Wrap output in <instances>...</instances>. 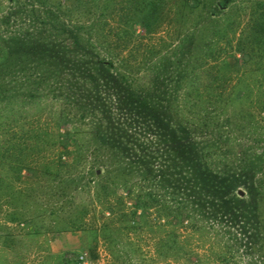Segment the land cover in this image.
Segmentation results:
<instances>
[{
    "label": "trees",
    "instance_id": "trees-1",
    "mask_svg": "<svg viewBox=\"0 0 264 264\" xmlns=\"http://www.w3.org/2000/svg\"><path fill=\"white\" fill-rule=\"evenodd\" d=\"M163 1L138 0L137 7L155 9ZM229 3L230 0H186L185 6L196 8L203 4L209 8V14H215L214 8L222 11ZM261 17L254 26L256 31L264 30V16ZM59 29L54 22L44 20L32 38L1 37L0 159L7 158V164L17 174L25 170L29 178L34 166L30 164L33 158H24L27 139L36 138L43 144L41 148L50 144L46 142L50 135L47 129L39 127L37 132L30 120H23L22 112H27L29 101H36L30 111L43 107L45 100L60 102L62 109L56 113V128L68 124L71 107L78 120L93 124L91 137L96 144L89 145L94 159L92 167L105 166L106 176L108 164L117 167L118 177L108 176L111 184L105 175L100 178L101 174L97 181V198L104 204L101 214L105 217L108 211L111 216L108 220L102 218L99 227L88 229L83 222L88 210L84 209L60 230L104 235L110 231L111 223H119L128 232L136 228L133 224L146 223L153 208L169 224L165 238L155 240L157 260L165 256L189 259L192 255L182 247L180 241L184 240L176 228L185 227L187 237L197 233L199 238L207 236V227L226 223L229 228L236 227L245 240L241 241L229 228L220 234L214 230L211 237L217 239V264H239L236 258L242 257L246 260L241 264H264V166L257 170H242L243 164L237 169L221 167L240 141L233 133L241 129L232 121L234 96L226 91L231 77L222 71L230 69V64L218 59L208 61L210 53L228 46L227 40L223 44L218 41L225 34L215 30L211 40L200 44L190 40L182 71H178L181 43L165 52L158 63H147L142 73L138 71L142 65L135 63L140 65L136 70L132 67L135 64L129 62L130 55L117 62L100 57L95 51L97 47L89 40H80L73 29L64 31L73 40H59ZM42 98L45 100L41 101ZM79 134L76 128L61 134L60 165L69 164L71 155L81 157L84 144L79 141ZM72 138L74 141L70 142ZM62 155L67 159L62 160ZM59 161L42 162V173L52 178L58 175ZM61 182L68 188L73 183L79 186L68 175ZM241 185L248 189L249 197L238 193ZM118 189L132 200L131 209L125 210L121 195L116 197L115 205L108 202L107 198L116 196ZM249 199H258L257 204L250 206ZM16 219L13 214L9 217L10 221ZM31 231L36 233L39 228ZM124 234L128 239V234ZM64 258L62 264L71 262ZM200 259L197 255L193 260L197 263ZM127 263L133 264L131 258Z\"/></svg>",
    "mask_w": 264,
    "mask_h": 264
},
{
    "label": "rangeland",
    "instance_id": "rangeland-1",
    "mask_svg": "<svg viewBox=\"0 0 264 264\" xmlns=\"http://www.w3.org/2000/svg\"><path fill=\"white\" fill-rule=\"evenodd\" d=\"M185 1L164 0L155 9L145 7L139 10L142 6L137 7L138 0H0V40L5 36L9 40L32 38L37 35L34 33L41 28L43 21L50 20L58 29L62 26L67 30L73 29L80 40L92 42L100 57L117 62L130 55L129 62L142 65L138 71L143 73L147 63H158L165 52L182 43L178 51L180 71L187 58L186 49L190 40L200 44L211 40L212 32L219 30L225 35L221 34V39L217 40L221 44L227 40L229 44L218 50V53H210L208 61L212 63L218 59L230 64V69L222 71L231 77L226 91L234 96L232 121L237 129L241 128L233 133L240 141L235 143L232 154L223 161L221 167L237 169L243 164L242 170H257L264 166V30L256 31L254 26L264 16V0H230L226 9L218 11L214 8L215 14H209V8L203 4L196 8L185 6ZM59 31V40H73L68 36L69 32L63 29ZM200 51L203 52V49ZM11 70L13 73V68ZM34 102L26 104L27 112H22L25 117L23 120H30L37 132L39 127L47 129L50 135L46 137V142L50 144L41 148L43 144L37 142L36 138L27 139L24 158H33L30 164L34 166L29 178L25 170L17 174L7 164V158L0 159V264H62L64 257L71 261L69 264H128L129 258L133 264H217L214 255L218 249L217 239L211 236L214 230L220 234L228 229L230 225L226 223L207 227L210 239L205 235L198 238L197 233L187 237V228H176L180 239L184 240L180 241L182 247L192 253L189 259L165 256L157 260L155 240L158 237L165 238L169 224L153 208L146 223H131L136 228L128 232L121 229L119 223H111L110 231L104 235L60 230L64 223L81 215L84 209L88 210L83 217L88 229L99 227L102 218L108 220L107 217L111 216L108 211L105 217L101 214L104 204L96 193L97 181L106 174V167H92L94 159L89 145L96 144L91 137L93 124L78 120L71 107L67 127L56 128V113L62 109L60 102L45 100L41 104L43 107L30 111ZM74 128L80 131L79 141L84 144L81 157L72 158L71 155L69 164L60 165L58 154L61 134L66 129L71 131ZM73 141L74 138L70 140ZM65 159L67 157L62 155V160ZM241 160L245 163H241ZM44 161L50 164L59 161V174L53 178L44 175ZM108 167V176L117 178V167L109 164ZM66 175L74 178L79 186L75 187L73 183L68 188L65 182H61V178ZM108 176L104 178L107 177L106 181L111 184ZM239 189L246 198L250 196L245 186L241 185ZM118 195L123 197L125 210L131 209L132 200L120 189L116 196L107 198L108 202L115 205ZM257 200H250V206H254ZM11 214L17 219L10 221ZM34 227L39 228V231L31 233ZM229 229L237 238H242L241 241L245 240L236 227ZM124 232L128 234V239ZM197 255L201 259L195 263L193 259ZM236 260L241 264L246 257Z\"/></svg>",
    "mask_w": 264,
    "mask_h": 264
},
{
    "label": "water",
    "instance_id": "water-1",
    "mask_svg": "<svg viewBox=\"0 0 264 264\" xmlns=\"http://www.w3.org/2000/svg\"><path fill=\"white\" fill-rule=\"evenodd\" d=\"M238 193L240 194V195H242L243 194V191L242 190H238Z\"/></svg>",
    "mask_w": 264,
    "mask_h": 264
}]
</instances>
